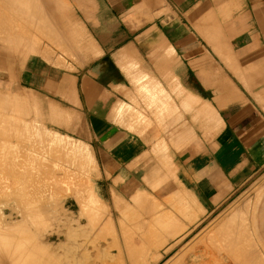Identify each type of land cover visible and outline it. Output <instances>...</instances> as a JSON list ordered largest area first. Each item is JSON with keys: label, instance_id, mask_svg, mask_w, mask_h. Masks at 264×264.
I'll use <instances>...</instances> for the list:
<instances>
[{"label": "crops", "instance_id": "crops-1", "mask_svg": "<svg viewBox=\"0 0 264 264\" xmlns=\"http://www.w3.org/2000/svg\"><path fill=\"white\" fill-rule=\"evenodd\" d=\"M0 67L60 96L112 191L183 231L264 171V0H0Z\"/></svg>", "mask_w": 264, "mask_h": 264}, {"label": "bare ground", "instance_id": "bare-ground-1", "mask_svg": "<svg viewBox=\"0 0 264 264\" xmlns=\"http://www.w3.org/2000/svg\"><path fill=\"white\" fill-rule=\"evenodd\" d=\"M4 93V91H0V197L6 195L8 201H13L12 203H6L4 213L15 220V224L13 225L15 227L5 230L0 228V264H60L62 261H65V264H149V262H146L148 259L145 257V245H147L145 242L154 239L155 245L161 248L167 247L165 249L166 254L175 248V245L170 246L167 243L170 239L176 238L181 231L185 230V227L179 228L176 224L178 222L177 217L170 213L167 214L168 212L166 215L163 212V214L161 213L165 216L154 214L153 218L151 217L152 219L145 220L148 225L149 222L158 223L160 228L155 229V227L153 229V227L149 228L148 226L144 232L142 231V234L139 235L141 244L131 241L132 234H136L135 230L138 231V228L134 227L136 229L133 230V228L130 229L129 227L128 229L124 226V222L121 219V224L119 223L121 226L116 225L115 227L111 216H107L109 218L107 220H102V216L109 215V211L107 205L101 200L97 189L89 181L88 174L92 171L93 166V161L89 155L82 151L81 146H77L73 140L74 138L71 140L70 136L61 137L46 128H43L44 130L38 129L34 124L35 118L32 116L33 106L27 100L25 101V97L29 99V95L18 96L19 98L24 97L22 100L21 98H17L16 95L18 94L11 95L12 93H9V95H5ZM78 142L81 143L80 141ZM66 183L75 184L77 203L74 201L70 203L65 211L66 215L64 214L65 219L62 218L61 224L59 223L49 231L47 230L48 228L46 229V217H44L45 211H43L45 205L41 203L43 199L42 193L48 190L51 195H59L64 192L63 185ZM142 191L138 190L134 196L137 206L141 205L139 199L144 193ZM260 191L255 203L250 200L249 202H243L238 207L241 210L243 208L245 212V209H250L247 212L252 214V216L250 218L249 216L246 217L248 220L253 218L254 222L256 208L264 193V189ZM177 197L179 198V195ZM148 199L145 201V206L152 203L153 208H159L158 201L153 202ZM168 199L172 200V198ZM173 202L175 203L176 201ZM173 202L172 204L174 205ZM253 203L254 208H252ZM184 204L188 205L187 202ZM160 206L163 207V205ZM86 208H90L87 209L88 214H85L84 210ZM129 209L130 207L126 211H124L125 209L123 211L127 213ZM187 209L189 208L186 207ZM152 212L153 210L146 212L145 215L151 216ZM232 212L229 215L227 212L225 214L227 217L225 215L220 216L217 222H215L218 223L214 226H219V228L218 226L216 227L221 237L219 234H216L215 227L214 232L216 235H213L219 236L222 239V244L218 243L216 248L219 246L218 249H225L229 257L232 255L237 258V263L246 259L250 261L248 256L251 257V255L247 251H242L241 246L243 245H240L242 241L240 231L238 232L237 228L233 226L235 220H230ZM182 213L184 212L182 211ZM244 215H242L244 218H242L243 223L247 222ZM154 225L151 224V226ZM250 225L251 229L255 227L252 226V223ZM250 225L247 227L250 228ZM240 229L242 230V228ZM208 235L209 233L206 235L207 239ZM102 236H105L103 241ZM245 236L248 239L249 233ZM99 237L101 239L100 242L98 241ZM220 238L215 239V242H218ZM93 240H96V242L89 246V242ZM150 243L154 246L153 241ZM212 244H208V247H211ZM158 246L157 248L159 249ZM154 247L156 248V246ZM206 247L205 249H209ZM61 250H63L62 253ZM161 251L160 249L156 250V253H152L155 256H150V259L154 258H152V261L150 260V264H161L163 262L164 256ZM214 251L217 250H213L212 246L210 252L214 253ZM146 252H150V249L148 248ZM210 252H207V250L205 254L201 252L202 258L205 255L209 256L206 253ZM217 253H215V257L220 252ZM60 255L62 257L61 260H59ZM210 256L213 257L212 254ZM232 256L230 261L233 262ZM196 257L199 256L196 254L187 257L189 259H185L172 255L163 264H195L197 261ZM215 257L213 258L216 260H213V262H217L218 264L219 260L222 259L223 261V256L220 257L219 255V260ZM251 260L257 264V259L251 258ZM205 261H207L206 258L200 264L205 263ZM233 263H229L228 261V264Z\"/></svg>", "mask_w": 264, "mask_h": 264}, {"label": "rangeland", "instance_id": "rangeland-1", "mask_svg": "<svg viewBox=\"0 0 264 264\" xmlns=\"http://www.w3.org/2000/svg\"><path fill=\"white\" fill-rule=\"evenodd\" d=\"M67 41L72 43L71 39L67 38ZM49 48L52 49V52L54 53V57H56V59H58L59 55L61 54V49L57 45H54V46L50 45ZM64 54H65L64 57H66V59L69 56V59L71 62H73L74 60H77L75 56H72L71 51H70L69 55H67V52ZM64 57H62V59H64ZM57 64L61 65V62H59ZM12 68L13 67H0V73H6V77H3L0 75V90L5 91V93H4L5 95H9V93H12L11 95L18 94V95H16L17 98H19L18 96H22V95H25V96L29 95L28 96L29 99H27V97H25V101L27 100L29 102V104H31L33 106L32 116H34V118H35L34 124L38 129L44 130L46 128L50 131L52 130V132H55L56 134L60 135L61 137H65V136H67V134H70L72 136V137H70L71 140L74 138L73 140L75 141L77 146H79V147L81 146L80 148H82V151H84L87 155H89L90 159L93 161L92 171L88 174V178H89V181L91 183H93V185L97 189L101 200L104 201V203L107 205L108 211H109V215L106 214L105 216H102L103 217L102 220H104V219L107 220V218L111 216V218L113 220V224L115 223L114 224L115 227H116V225L121 224V222H120V219H121V221L124 222V226H126L128 229H129V227H130V229L133 228V230L138 228L137 229L138 231L135 230L136 234H132L133 232L130 230V232H132L131 234L133 235L132 236L130 234L132 236L131 241L135 242L136 244H141L142 242L140 241L141 239H140L139 235L142 234L141 233L142 231L144 232L148 226H149V228L153 227V229L155 227H156L155 229L160 228V225L158 223L155 224L154 222L153 223L149 222V225H148V223L145 222V220L147 221V219H149L151 217L153 218V215L145 217V212H151L152 210L150 207L153 205L151 203V204L145 206V201H147V199L145 200V193H143V195L139 199V201L141 203V205H139V206H137L135 204L136 200L133 198V196L131 194H129V195L124 194V195L120 196L121 194L114 193L111 188H112V186L115 187L116 185L111 182L109 176H105V174L103 173L104 169H101L98 166L99 164H98V160L96 157V152L94 150V147L91 144L81 142L82 140L76 134V130H75L76 128H73V126H75V127L78 125L80 126V123H82L78 113L76 111H72V110L69 111L67 108L65 109L64 108L65 106L63 105L62 99L60 96H55L53 98H47L45 96L36 94L27 88L19 87V85L17 84L18 82L14 80L17 76L9 77V76H13L15 74V71H13ZM66 68H68V67H66ZM70 68H71V70H76V67H70ZM17 69L19 70V67L15 68L16 74L19 75L18 74L19 71ZM20 69L22 70V69H24V67H20ZM10 73H11V75H10ZM6 93H8V94H6ZM21 99L23 100L24 97ZM37 102L39 104V112H40V115L42 117L41 119H42L43 123L40 121L39 116H38L39 113L37 112V108H38ZM51 113H54V115L56 117L63 118V119L59 120L61 123L57 119L50 118V116H52ZM55 120L58 121L59 123H55L54 122ZM68 123L70 124L69 127H68ZM73 133H75V134H73ZM64 134H66V135H64ZM79 140H81L80 141L81 143L78 142ZM83 147L85 148L84 150H83ZM63 186H64V192H62L59 195H56V196L51 195V193L48 192V190H46V192L43 191V193H42L43 199L41 200V203L46 206V207L44 206L43 211H45L44 217H46V229L48 228L47 230H49V231H51L54 226L58 225L60 223V221H62V218L65 219L64 214L66 215L65 211L67 210L68 205L70 203H73V201L77 203V196L75 195V184L74 183H66ZM263 186H264V171L262 173H260L258 176H256V178H254L245 187H243L238 192H236L223 205H221L219 208L214 210L208 216L201 219L198 223H196V225H193L192 227H190V229H188L186 231H181V233L176 238L170 239V241L167 244H169L170 246L175 245V248L168 254H166V252H165L166 251L165 249L167 247L166 248L162 247L163 248L162 249L158 245H155L154 239H152L149 242L147 241L149 243V246H148V243L145 242V244H147V245H145L146 246L145 257L148 259V261L146 260V262H149V264H150L152 261V258L155 256L152 253H156L155 252L156 250L161 249L162 250L161 253L163 252L162 255L164 256V258H163L164 260L161 264H163L167 259L172 257V255H176L178 258L182 257L185 259H189L187 257L192 256V255L194 256L196 254L199 257H196L197 261L195 264H200V262L203 259L205 260V258L207 259V261L209 259V261H208L209 263L207 261H205L206 264L207 263L208 264H217V262L216 263L213 262V260H214L213 257H215V253H217L218 251L221 254L218 252L219 254L217 253L218 255L215 258H217L219 260V255H220V257L223 256L222 257L223 261H222V259L219 260L218 264H221V263L222 264H225V263L228 264V261H229V263L234 262L233 264L237 263V258L233 257L232 255L231 256L233 257V262L230 261L231 256L229 257V255L226 253L227 251H225V249H222L223 250L222 251V250L218 249L219 246H218V248H216L218 243L220 245L222 244V242H221L222 239L220 238L221 234H219V231H217L216 226H218V225L214 226L215 224H218L215 222H217V219H219L220 216H222V215L224 216L225 214H227V212L229 215V213L233 211L231 214L232 216L230 215V220H232V221L235 220L233 222V224L235 223L233 226L237 228L238 232L240 231L241 240H242L240 245H243V246H241L242 251L243 252L247 251L249 253V255H251V257L248 256L250 261L248 259H246L244 261L242 260L240 263L238 261L237 264H241V263L247 264V262H248V264H252L254 261L252 262L251 258L257 259V264H264V247L262 246L261 242H259L258 236H257L256 231H255V227L253 229H251V225H250L252 223V226H254L253 225L254 220H253V218L251 220L250 219L248 220V218L246 217V216H249V218H250L252 216V214L248 213L250 211V209L249 210L245 209L246 212L248 210V212L246 213L243 210V208H242V210H241V208H238L239 206H241L243 204V202H246V201L249 202L251 200V202L255 203L258 194L261 192L260 190L264 189ZM261 201H259L258 206L260 205ZM7 202L12 203L13 201H8L6 199V195H2L0 197V228H3L4 230L7 228L15 227V226H13L15 224V220L13 218H11L9 215H5V213H4V210L6 209V203ZM254 203H253L252 208H254ZM126 205L130 207V209H129L130 212H128L129 210H127V213L124 212L127 209V208H125ZM87 209H90V208H86L84 210L85 214H88ZM153 211L155 212L157 210H153ZM257 211H258V209H257ZM110 212L112 213V215ZM128 213H130V214H128ZM242 215H244L245 219L249 223H247V222L243 223ZM117 216H118V218H117ZM225 217H227V216L225 215ZM245 223H247V224L245 225ZM151 224L152 225L155 224V225L151 226ZM176 224H177V226H179V228L183 227L179 224V221L176 222ZM237 225H239L240 227ZM249 225H250V228H248ZM157 226H159V227H157ZM134 227H136V228L134 229ZM214 227L216 228V231H215ZM140 228L141 229L144 228V229L141 230ZM218 228H219V226H218ZM240 228H242V230ZM218 230H220V229H218ZM247 230H249V231H247ZM214 231L217 232L216 234H219L220 237L214 236V235H216ZM251 231H252V233H251ZM241 232H243V233H241ZM208 233H209V235H208L209 237L207 236L208 237V239H207L206 235ZM248 233H249V236H248L249 240L247 239V236H245V235H248ZM104 238H105V236L103 237L102 241L104 240ZM217 238H220V239H218V242H215L217 240ZM109 239H111V238L109 237ZM247 240H248V243H247ZM98 241L99 242L101 241L100 237H99ZM152 241H153L154 246H156V248L158 246L159 249L158 248L156 249L150 243ZM94 242H96V240L89 242V246H91L92 243H94ZM207 243L208 244L213 243L214 244V245L212 244L213 250H217V251H214V253L213 252L211 253L210 250H211L212 246L210 245L211 247H208ZM215 243H216V245H215ZM206 245H207V247H206ZM204 246L206 248H209V249H205ZM148 248L150 249V252H148L149 254L146 252L148 250ZM206 250H207V252H210V253H206V254H209V256L205 255L204 258H202L201 252L203 254H205ZM221 251L224 253L222 254ZM62 252H63V250H61V253ZM210 254H212L213 257H211ZM150 256H153V257L150 259ZM61 258L62 257L60 255L59 260H61ZM205 263H203V264H205ZM60 264H65V261L60 262ZM253 264H255V263H253Z\"/></svg>", "mask_w": 264, "mask_h": 264}]
</instances>
